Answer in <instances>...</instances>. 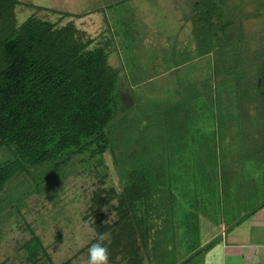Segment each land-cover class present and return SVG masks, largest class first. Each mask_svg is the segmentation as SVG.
<instances>
[{
  "label": "trees",
  "instance_id": "1",
  "mask_svg": "<svg viewBox=\"0 0 264 264\" xmlns=\"http://www.w3.org/2000/svg\"><path fill=\"white\" fill-rule=\"evenodd\" d=\"M184 2L196 21L189 30L190 36L195 34L191 55H212L211 73L199 75L198 86L190 93L185 92L189 83L174 86L175 98L165 100L170 102L165 109L172 123L167 125L164 119L162 130L155 125L160 141L148 147L133 113L140 99L145 100L141 89L135 90L142 79L124 72L118 47L127 51L130 44L119 43L116 30L102 18L105 32L94 39L72 21L59 25L36 12L19 22L18 5L64 16L88 13L0 0V215L19 211L30 194L51 192L53 197L61 179L87 172L96 179L82 215L94 230L88 248L97 242L106 246L109 264H142L155 250L159 232L174 224L180 213L189 249L184 262L199 246L193 242L201 225L200 220L192 222L194 207L208 196L200 179L197 184V179L183 175L179 181L180 171L194 175L195 168L203 167L211 173L210 182H217L214 202L204 208L215 205L219 211L225 195L241 196L237 184L242 171L236 175L225 169L223 154L239 151L245 171L251 170L245 167L247 159L262 165V184L252 179L258 189L264 185V44H260L264 34L245 31L243 17L227 0ZM179 51L186 54L187 48ZM231 138L232 145H221V140ZM194 152L198 156L193 157ZM243 181L240 185L247 184L246 175ZM107 213L112 215L109 220ZM26 226L32 233L18 246L23 249L22 261L56 264L40 236ZM101 233L108 234L104 241L98 239Z\"/></svg>",
  "mask_w": 264,
  "mask_h": 264
},
{
  "label": "rangeland",
  "instance_id": "2",
  "mask_svg": "<svg viewBox=\"0 0 264 264\" xmlns=\"http://www.w3.org/2000/svg\"><path fill=\"white\" fill-rule=\"evenodd\" d=\"M20 1L32 3L33 5H44L49 8L54 7L63 11L67 10L71 13L84 12L88 14H83L82 17L64 16L61 13L50 10H39L26 5H18L15 11L19 22L23 21L29 14L36 12L42 17L59 22V25L72 21L78 29L85 31L87 36L97 39L101 33L105 32L103 18L113 31L116 30L118 32L119 43L130 44L127 51L122 50L121 45H119L118 51L123 59L124 72L128 73V75L135 73L139 79H142L140 86L136 87L135 90L141 89L140 92L145 94V100L144 98L140 99L133 113L135 123L142 128V141L145 146L153 147L160 141V136L155 131V125L162 130L160 124L164 119L167 118V125L172 123L170 120L171 113L169 109H165L168 106H165V103L170 102L165 100L175 96L174 86L178 83H189L190 85H188V89H185V92L190 93L192 87L196 89L198 86L196 83L199 75L203 76L207 72L211 73L208 70V66L213 60L212 55L201 58H195L194 55H191L190 44H194L195 34L190 36L189 30L196 21L195 17H193L194 15L191 16V14L189 15L186 12L184 0H125L122 2L121 0ZM177 2H180L183 7L176 6ZM227 5L237 11L236 15L243 17L242 25L245 31L262 32L264 34V0H227ZM201 11H204V8H201ZM114 18L120 21L118 23L114 22ZM262 40H260V44H264ZM182 46L187 48L186 54L179 51ZM195 119V116L191 118L193 121ZM166 131L167 128L164 129V136L168 135ZM130 132L131 130H128V133ZM241 139L245 140L246 138L241 137ZM235 140H239V138H235ZM246 141L244 146H246ZM233 142L234 138L221 140V145H230ZM237 152L239 151L230 152L229 155L223 154L222 163L225 160L226 166L224 168L236 175H239L242 171L241 178L239 177L237 184L241 196L233 199L225 195L224 202L229 205L228 210L231 214L232 209L234 214L238 211L236 208L249 209L246 212L248 214L252 210L255 211L254 208H259L262 198L264 199V185L258 189V187L254 186L255 181L252 179L255 178L262 184L261 171L263 167L262 165L258 167L259 165L254 161L255 168L252 164L253 160L247 159L245 167L251 170L245 171L240 168L242 161H239L240 157ZM195 156H198V154L194 152L193 157ZM178 166L180 167V165ZM190 166L188 165L187 167ZM202 166H205V163ZM195 169L196 173L197 171L200 172L197 174L194 172V175H192L182 174V171H180L181 174L179 173L177 176L179 181H182L183 175L185 178L188 176L187 180L193 177V181L197 179V184H199L200 179L201 189L208 196V201L195 205L194 210H196L193 211L196 213L195 215L194 213L192 214L195 220H192V222L195 224V221L202 220V216H207L206 212L210 214L208 217L211 220L217 221L222 212L220 213L215 205L212 208H209L210 206L204 208L208 204L207 202H209V205L214 202L212 190L217 182H210L211 173L206 174V170L203 167L199 168V170ZM251 172L253 173L250 174ZM245 175L247 184L240 185ZM204 176L205 184L203 185L202 177ZM95 181V177L87 172H79L75 175L70 173L54 187L57 190V195H55V192L53 197L51 192L47 195L45 192L43 194H30L25 199L26 205L21 206L19 211H15L10 215L1 214L0 264H26L20 256L23 249L18 246L31 236L32 232L26 226L27 224L30 225L35 234L40 236L56 264L68 259L71 260V264H87V245L94 236V230L90 222L84 220L82 215L87 207L90 191ZM188 183L190 184L192 181ZM183 184H186V182H183ZM189 191L191 192V190ZM55 201H57V204L54 203ZM4 203V205H7L5 201ZM1 204L3 205L2 202ZM227 212L225 213L226 216ZM176 214L174 213V215ZM111 217L112 215L107 213V219L109 220ZM181 217V214L178 213L174 224L166 225L167 228L164 233L159 232L155 250L151 251L149 259L146 257L142 264L202 263L203 251L188 254L190 258L183 262V256L189 249H186L184 245V237L186 235H184L185 233L182 234ZM212 222L215 224L214 221ZM200 226L199 224V228L202 229ZM211 227L214 229L216 225ZM202 240V234L197 235L196 239L193 237V242L197 244L201 243Z\"/></svg>",
  "mask_w": 264,
  "mask_h": 264
},
{
  "label": "crops",
  "instance_id": "3",
  "mask_svg": "<svg viewBox=\"0 0 264 264\" xmlns=\"http://www.w3.org/2000/svg\"><path fill=\"white\" fill-rule=\"evenodd\" d=\"M220 207L222 215L217 221L211 220L209 215L202 216L199 235H203V240L190 253L200 252L199 248L216 238V243L203 251L201 264H217L221 256L224 264H264V199L259 208L248 214L249 209L245 208H236L238 211L235 214L232 209L231 214L229 205L224 202Z\"/></svg>",
  "mask_w": 264,
  "mask_h": 264
},
{
  "label": "clouds",
  "instance_id": "4",
  "mask_svg": "<svg viewBox=\"0 0 264 264\" xmlns=\"http://www.w3.org/2000/svg\"><path fill=\"white\" fill-rule=\"evenodd\" d=\"M107 235V233H101L98 237L99 241H104ZM87 264H109L108 248L100 242L91 244L88 248ZM217 264H224L222 256L217 261Z\"/></svg>",
  "mask_w": 264,
  "mask_h": 264
}]
</instances>
